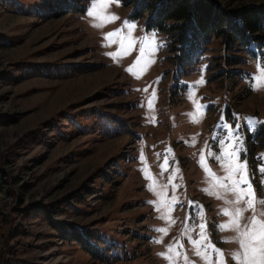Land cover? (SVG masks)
Returning <instances> with one entry per match:
<instances>
[{
    "label": "rangeland",
    "instance_id": "1",
    "mask_svg": "<svg viewBox=\"0 0 264 264\" xmlns=\"http://www.w3.org/2000/svg\"><path fill=\"white\" fill-rule=\"evenodd\" d=\"M221 1L231 7L264 3ZM18 2L20 11L0 5V73L12 62L25 60L90 66L63 78L29 75L7 81L0 74V157L5 173L0 178V264L6 217L9 230L23 228L18 241L9 239L10 245L40 264H235L239 234L219 227L232 219L224 210L244 209L241 226L254 214L264 221L259 215L264 212V80L254 79L264 67V38H252L236 50L215 40L194 65L191 59L178 63L167 34L147 28L121 0ZM105 2L107 7H101ZM94 4L97 15L90 17L87 12ZM57 11L65 13L55 16ZM112 15L118 19H105ZM125 20L136 24L131 34ZM113 32L117 35L110 37ZM200 79L205 83L193 88ZM191 93L194 97L189 98ZM197 104L203 106L199 112ZM85 107L125 117V129L110 137L97 127L66 140H28L31 130L44 129L43 122L61 110ZM232 113L240 115L245 137L229 149L238 148L237 155L226 157L219 143L223 130L216 125L225 116L231 121ZM117 118L114 124L120 123ZM229 164L246 165L247 184L238 187L246 190L251 185V197L245 199H253L255 213L244 201L235 202L236 193L215 184L213 176L233 186L225 179ZM71 193L84 201L74 202L76 209L61 201L54 206L66 209L56 216L99 227L114 261L92 258L81 246L62 241L41 216L16 214L14 209ZM164 213L168 220L161 218ZM197 239L201 243L194 246ZM170 245L175 252L168 253Z\"/></svg>",
    "mask_w": 264,
    "mask_h": 264
},
{
    "label": "trees",
    "instance_id": "2",
    "mask_svg": "<svg viewBox=\"0 0 264 264\" xmlns=\"http://www.w3.org/2000/svg\"><path fill=\"white\" fill-rule=\"evenodd\" d=\"M131 6L134 18H143L147 28L165 32L170 38L171 48L178 63L187 59L194 65L210 47L212 41L219 40L232 50L242 49L252 38H264V3H246L231 7L221 0H121ZM18 0H0V5L11 11H20ZM65 13L55 12V16ZM86 63H37L28 60L12 62L10 69L4 70L2 78L9 81L18 76L43 75L52 77H69L86 71ZM192 68V66H190ZM188 70V69H187ZM127 105L126 103H119ZM78 108V107H76ZM63 109L56 116L43 122L44 129L31 130L28 140L49 142L52 138L68 139L76 134H85L99 128L103 136H114L121 133L126 126L125 117L105 111L98 107L81 109ZM80 117L93 123L82 122ZM121 117L119 124H114ZM50 134V135H49ZM0 157V178L5 176ZM71 193L50 203L29 202L16 207V214H36L47 221L55 230L56 235L69 244L81 246L91 254L92 258L111 262L115 258L108 253L107 238L99 227H89L76 222L58 218L66 208L54 206L61 201L77 208L74 202H83L84 197ZM71 198V199H70ZM70 199V201H69ZM66 205V204H65ZM57 208V209H56ZM13 214V213H12ZM14 219V217H13ZM6 223L5 249L2 251L3 264H40L19 255L18 249L10 245L12 238L18 239L23 228L11 226L9 218Z\"/></svg>",
    "mask_w": 264,
    "mask_h": 264
},
{
    "label": "snow or ice",
    "instance_id": "3",
    "mask_svg": "<svg viewBox=\"0 0 264 264\" xmlns=\"http://www.w3.org/2000/svg\"><path fill=\"white\" fill-rule=\"evenodd\" d=\"M117 4H119V0H115ZM101 7H107V2L100 5ZM97 5H93L92 10L87 12V15L92 17L97 15ZM109 21H115L118 19L115 15L109 16L105 18ZM99 26V25H97ZM124 27L128 30L129 34H131L132 30L136 28V24L134 22H130L128 20L124 21ZM117 33H109V36H115ZM145 41L148 40V37L143 38ZM151 43L154 45L156 43L155 41V35H153V38L151 40ZM123 47V44H122ZM143 47L141 48V54H143ZM109 55L115 57L118 55L117 53H109ZM262 55H264V52H262ZM129 72H132V69H128ZM252 74H249L251 76ZM254 79L257 80H264V67L259 68L258 76L254 77ZM205 81L203 79H200L196 82L195 85H193V88L199 87L200 85H203ZM259 86L258 84L256 85ZM153 96H155V93H153ZM194 97V93L190 94L189 98ZM195 102V101H194ZM151 102H149V107H151ZM202 105L197 104V112L200 111L202 108ZM193 119H195V113L190 114ZM247 120L248 118L245 117ZM264 123V122H262ZM216 127L221 128L223 131L220 136L219 143L221 145H224V156L226 157H234L237 155V152L239 149L237 148L236 152H229V149L232 148L234 144H236L238 141H241L245 137V133L243 131V125L241 124V117L237 113H232L231 121L227 120V117H222L221 121L216 125ZM248 132H252V129L249 128ZM213 139L215 140L216 137L214 136ZM225 141H229L230 143L225 145ZM209 156L212 155V152L208 153ZM220 156H216L217 160H220ZM141 159H143V156H141ZM201 162L203 163L204 157L203 155L200 157ZM168 160L167 157H165L164 164L162 165L163 168H167ZM229 169V175L225 178L229 181H232V187H229L227 184L224 183L223 180H217L214 176L213 179L215 181V184L219 185L220 187L224 188L226 191H231L236 193V201L240 202L244 201L246 208L252 210L255 213V206L254 201L251 198L245 199L246 196L251 197L252 189L251 185L248 184L247 189L239 188V185L247 184V179L245 175L243 174V169L246 167L245 164H239V165H227ZM205 171H208V169H205ZM235 173H240L239 179L233 180V175ZM209 175H212L211 172H209ZM205 191H208V189H205ZM175 198H173L174 200ZM161 209L164 208V204L161 203ZM190 207L192 208V212H196V206L194 204H190ZM202 211V210H201ZM242 211L244 209L236 208L235 212H229L227 209L224 210V215L232 217V219L227 224H221L219 225L220 228L227 229V228H234L238 235V241L240 245V252L235 254V264H264V221H261L257 218V215H253L251 217V220L249 223L244 224L241 226L239 220L242 214ZM199 214V213H197ZM259 215H264V212L259 213ZM191 217V214H190ZM162 219L168 220L169 217L167 213H164L161 217ZM204 225H199L200 233L199 235L203 237L204 233ZM157 231L161 233H167L166 228H159ZM193 245H200L201 240L197 239L192 241ZM214 251V250H213ZM175 252V249L170 245L168 248V253ZM161 256L165 255V253H160ZM176 255H179V253H176Z\"/></svg>",
    "mask_w": 264,
    "mask_h": 264
}]
</instances>
